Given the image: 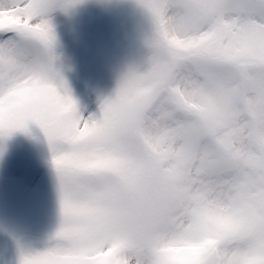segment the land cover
<instances>
[{
  "label": "snow or ice",
  "instance_id": "1",
  "mask_svg": "<svg viewBox=\"0 0 264 264\" xmlns=\"http://www.w3.org/2000/svg\"><path fill=\"white\" fill-rule=\"evenodd\" d=\"M81 2L0 0V144L36 125L59 202L19 264H264V0H134L147 57L87 118L51 23Z\"/></svg>",
  "mask_w": 264,
  "mask_h": 264
},
{
  "label": "rangeland",
  "instance_id": "2",
  "mask_svg": "<svg viewBox=\"0 0 264 264\" xmlns=\"http://www.w3.org/2000/svg\"><path fill=\"white\" fill-rule=\"evenodd\" d=\"M60 70L84 118L99 116L119 78L147 57L148 24L134 0H82L52 15ZM24 140L0 144V264H19L43 250L59 226V202L51 155L34 124L17 132Z\"/></svg>",
  "mask_w": 264,
  "mask_h": 264
},
{
  "label": "trees",
  "instance_id": "3",
  "mask_svg": "<svg viewBox=\"0 0 264 264\" xmlns=\"http://www.w3.org/2000/svg\"><path fill=\"white\" fill-rule=\"evenodd\" d=\"M20 137H21L20 134L15 133V134L12 135L9 139L14 140V141H16V142H18V143H21V142L24 140V138H23V140H22Z\"/></svg>",
  "mask_w": 264,
  "mask_h": 264
}]
</instances>
